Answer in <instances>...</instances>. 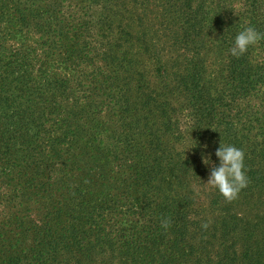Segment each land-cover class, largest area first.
I'll return each instance as SVG.
<instances>
[{
	"label": "trees",
	"instance_id": "16d2710c",
	"mask_svg": "<svg viewBox=\"0 0 264 264\" xmlns=\"http://www.w3.org/2000/svg\"><path fill=\"white\" fill-rule=\"evenodd\" d=\"M249 25L264 0H0V264H264V41L229 52ZM222 140L231 202L194 188Z\"/></svg>",
	"mask_w": 264,
	"mask_h": 264
},
{
	"label": "clouds",
	"instance_id": "9594fccd",
	"mask_svg": "<svg viewBox=\"0 0 264 264\" xmlns=\"http://www.w3.org/2000/svg\"><path fill=\"white\" fill-rule=\"evenodd\" d=\"M261 41H264V32L258 31L252 25L246 26L235 35L229 49L230 55L236 58L244 56L250 47ZM215 155L218 158V164L212 160L211 153L202 157L203 163L210 167V174L205 184L217 189L227 201L231 202L237 199L241 190L248 185L245 152L222 140ZM170 222L169 219H164L161 221V226L167 229ZM203 227L206 229L208 224L205 223Z\"/></svg>",
	"mask_w": 264,
	"mask_h": 264
},
{
	"label": "rangeland",
	"instance_id": "374dc122",
	"mask_svg": "<svg viewBox=\"0 0 264 264\" xmlns=\"http://www.w3.org/2000/svg\"><path fill=\"white\" fill-rule=\"evenodd\" d=\"M1 37V36H0ZM194 185V184H193ZM208 186L209 185H207V186H204V187H198V186H196V185H194V188L196 189V190H201V195H202V197L206 200L207 198V193H208V191H206L205 190V188L207 187V189H208ZM263 209H264V207H263Z\"/></svg>",
	"mask_w": 264,
	"mask_h": 264
}]
</instances>
